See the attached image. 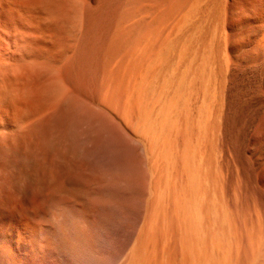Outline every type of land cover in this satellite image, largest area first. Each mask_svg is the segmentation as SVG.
I'll return each mask as SVG.
<instances>
[{
  "label": "rangeland",
  "instance_id": "1",
  "mask_svg": "<svg viewBox=\"0 0 264 264\" xmlns=\"http://www.w3.org/2000/svg\"><path fill=\"white\" fill-rule=\"evenodd\" d=\"M76 1L0 0L10 74H28L14 78L22 85L11 77L25 104L14 103L7 127L0 121L7 144L0 157L11 165L0 181L24 207L17 230L0 232V264H126L149 219L171 242V216L188 179L184 131L207 156L214 202L234 232L264 239V0ZM164 56L171 60L157 70ZM150 78L158 79L154 99L168 94L157 103L161 127L153 131L139 124L135 107L139 81ZM199 120L207 123L201 131ZM135 136L144 137L145 151Z\"/></svg>",
  "mask_w": 264,
  "mask_h": 264
},
{
  "label": "bare ground",
  "instance_id": "2",
  "mask_svg": "<svg viewBox=\"0 0 264 264\" xmlns=\"http://www.w3.org/2000/svg\"><path fill=\"white\" fill-rule=\"evenodd\" d=\"M10 1V0H9ZM22 2L25 1L21 0ZM43 1V0H42ZM76 1V0H75ZM19 2V1H18ZM29 2V1H27ZM77 2V1H76ZM156 2V1H155ZM3 3V2H2ZM8 3V2H7ZM34 3V2H33ZM78 3V2H77ZM17 4V3H16ZM19 4H22L21 2ZM53 4V3H52ZM80 4V3H79ZM9 5V4H8ZM23 5V4H22ZM42 5V4H41ZM54 5V4H53ZM72 5V4H71ZM1 6V5H0ZM20 6V5H19ZM25 6V5H23ZM44 6V5H42ZM46 6V5H45ZM56 6V5H55ZM66 6V5H65ZM70 6V5H69ZM75 6V5H74ZM30 7V6H29ZM41 7V6H40ZM24 8V7H23ZM38 8V7H37ZM80 8V7H79ZM152 8V7H151ZM3 9V8H2ZM20 7L18 8V10ZM22 9V8H21ZM20 9V11H21ZM7 10V9H6ZM42 10V8H41ZM53 10V9H52ZM66 10V8H65ZM71 10V9H70ZM160 10V9H159ZM17 11V10H16ZM30 11V10H29ZM37 11V10H35ZM174 11V10H173ZM14 12V11H13ZM22 12V11H21ZM19 13V15L22 13ZM44 12V11H42ZM48 12V11H45ZM69 12V11H68ZM29 13V12H28ZM82 13V12H81ZM173 13V12H172ZM15 14V13H14ZM51 14V13H50ZM53 14V13H52ZM60 14V13H59ZM37 15V14H36ZM43 15V13H42ZM69 15V14H68ZM82 15V14H81ZM151 15V14H150ZM157 15V13H156ZM46 16V15H45ZM53 16V15H52ZM23 17V16H21ZM40 17V16H39ZM44 17V16H43ZM50 17V16H49ZM28 18V17H27ZM47 18V17H46ZM209 18V17H208ZM24 19V17L22 18ZM41 19V18H40ZM58 19V18H57ZM69 19V18H68ZM78 19V18H77ZM28 21V19H26ZM46 20V19H45ZM71 20H73L71 18ZM76 21V20H74ZM78 21V20H77ZM76 21V22H77ZM22 22V20H21ZM26 22V21H25ZM34 22V21H33ZM50 22V21H49ZM47 21V23H49ZM67 22V21H66ZM36 23V22H35ZM43 23V21L41 22ZM54 23V22H53ZM79 23V22H78ZM51 24V23H50ZM150 24V23H149ZM23 25V24H22ZM28 25V24H27ZM33 25V24H32ZM35 25V24H34ZM42 25V24H41ZM48 25V24H47ZM52 25V24H51ZM69 25V24H68ZM15 26V25H14ZM73 26V25H72ZM37 27V26H36ZM51 27V26H50ZM57 27V26H56ZM59 27V24H58ZM65 27V26H64ZM70 27V26H69ZM181 27V26H180ZM18 29V26L16 27ZM15 28V30H16ZM55 28V27H54ZM60 28V27H59ZM67 28V27H66ZM177 28V27H176ZM35 29V28H34ZM57 29V28H56ZM84 29V28H83ZM264 29V28H263ZM145 30V29H144ZM182 30V29H181ZM20 32V30H18ZM23 31V30H22ZM42 31V30H41ZM48 31V30H47ZM46 31V32H47ZM174 30L173 32H175ZM26 33V31H24ZM28 32V31H27ZM32 32V31H31ZM58 32V31H57ZM180 32V31H179ZM17 34L18 32L15 31L14 34ZM22 32H20L21 34ZM33 33V32H32ZM41 33V32H40ZM54 33V32H53ZM60 33V32H59ZM62 33V32H61ZM43 34V33H42ZM174 34V33H172ZM19 35V34H18ZM25 34H23L24 36ZM28 35V34H27ZM31 35V34H30ZM34 35V33H33ZM45 35V34H44ZM178 35V34H177ZM204 35V34H203ZM21 35V38H23ZM40 36V35H38ZM137 36V35H136ZM175 36V35H173ZM172 36V37H173ZM187 36V35H186ZM17 37V36H16ZM44 37V36H43ZM55 37V36H54ZM252 37V36H251ZM15 38V37H14ZM20 38V39H21ZM26 38V37H25ZM29 38V37H27ZM16 39V38H15ZM31 39V38H30ZM33 39V37H32ZM35 39V38H34ZM48 39V37H47ZM50 39V38H49ZM59 39V38H58ZM62 39V38H61ZM205 39V38H204ZM22 40H25L24 38ZM21 40V41H22ZM189 40V39H188ZM56 41V40H55ZM190 41V40H189ZM260 41V40H259ZM16 42V41H15ZM18 42V41H17ZM16 42V43H17ZM26 44V41H24ZM29 42V41H28ZM58 42V41H57ZM176 42V41H175ZM200 42V41H199ZM204 43L206 41H203ZM19 43V42H18ZM23 43V42H22ZM15 44V43H14ZM24 44V43H23ZM22 44V45H23ZM41 44V43H40ZM53 44V43H52ZM125 44V43H124ZM190 44V43H189ZM20 45V44H16ZM36 45V44H35ZM38 45V44H37ZM15 46V45H14ZM27 46V45H26ZM32 46V44L30 45ZM43 46V45H42ZM40 46V47H42ZM55 46V45H54ZM206 46V45H205ZM264 46V45H263ZM17 47V46H16ZM18 47H22L21 45ZM25 47V46H24ZM37 47V46H36ZM47 47V46H46ZM166 47V46H165ZM52 48V47H51ZM56 48V47H55ZM15 49V48H14ZM18 49V48H17ZM23 49V48H22ZM20 48V51L22 53V50ZM27 49V48H26ZM49 49V48H48ZM57 49V48H56ZM208 49V48H207ZM217 49V48H216ZM43 50V49H42ZM41 50V51H42ZM157 50V49H156ZM189 50V49H188ZM209 50V49H208ZM18 51V50H16ZM40 51V52H41ZM52 51V50H51ZM173 51L172 47L163 49L164 54L171 53ZM187 51V49H186ZM11 52V34L6 26H0V67L4 68V71L0 69V121L2 122L3 127H7V123L10 117V111L15 105L14 103H17V100L19 101V96L21 93L20 90H23V82L19 83L20 80L17 82L15 81L16 78H19L17 75L18 68H13L14 71H16V76L14 74H10V71H12L11 63H8L9 54ZM14 52V51H13ZM29 52V51H27ZM32 52V51H31ZM54 52V51H52ZM176 52V51H175ZM257 52V51H256ZM55 53V52H54ZM42 54V53H41ZM46 54V53H45ZM53 54V53H51ZM173 54V53H172ZM190 54V52H189ZM188 54V55H189ZM193 54V53H192ZM24 55V54H23ZM58 55V54H57ZM156 55V54H155ZM154 55V56H155ZM218 55V54H217ZM36 56V55H35ZM40 56V55H39ZM52 56V55H51ZM176 56V55H174ZM186 56V55H185ZM20 57V56H19ZM34 57V56H33ZM116 57V56H115ZM182 57V56H181ZM36 58V57H35ZM176 58V57H175ZM17 59V58H16ZM23 59V56H22ZM56 59V58H55ZM188 59V58H187ZM200 59V58H199ZM21 60V59H20ZM29 60V59H28ZM171 60L170 56L161 57L158 62H156V69L157 70H164L168 66V61ZM17 61V60H16ZM25 61V60H24ZM23 61V62H24ZM15 62V61H13ZM12 62V64H13ZM20 63L22 61H19ZM17 66L19 65L18 63ZM29 62V61H28ZM147 63V62H146ZM23 64V63H22ZM29 64V63H28ZM148 64V63H147ZM30 65V64H29ZM149 65V64H148ZM27 66V65H25ZM24 66V67H25ZM195 66V65H194ZM22 68H24L21 65ZM147 67V65H146ZM152 67V66H151ZM28 68V67H27ZM26 68V69H27ZM182 68V67H181ZM233 68V67H232ZM9 69V70H8ZM17 69V70H16ZM30 69V68H29ZM182 70V69H181ZM195 70V69H194ZM25 71V69H23ZM21 72V76L23 75ZM140 71V70H139ZM147 71V70H146ZM154 71V70H153ZM19 72V71H18ZM27 74V72H25ZM141 73V72H140ZM153 73V72H152ZM116 74V73H115ZM164 74V73H163ZM193 74V73H192ZM28 75V74H27ZM26 75V76H27ZM138 75V73H137ZM178 75V74H177ZM23 76L22 79H24ZM55 76V75H54ZM53 76V77H54ZM116 76V75H115ZM141 76V75H140ZM154 77H157V74L153 75ZM181 76V74H180ZM13 77V80L12 78ZM16 77V78H15ZM15 78V79H14ZM19 78V79H21ZM116 78V77H115ZM158 78V77H157ZM150 78L149 84L143 80L139 81V91H140V97L142 99V103L139 104V107H136V110L139 113V124L145 125L148 130H158L161 127V124L157 121V114L159 105L157 104L160 100H166L168 98V94L166 92H163L161 94H158L155 96V99L153 98V94L151 92L150 87L157 82L158 79ZM164 76H162V79ZM179 78V77H178ZM176 79V78H175ZM199 79V78H198ZM19 84L16 86L12 83V81ZM196 80V79H195ZM28 81V80H27ZM56 82V80H54ZM116 81V80H115ZM159 82V81H158ZM178 82V81H177ZM197 82V81H195ZM194 82V83H195ZM12 83V84H11ZM134 83V82H133ZM201 83V82H199ZM116 84V83H115ZM12 85V86H11ZM14 85V86H13ZM27 85V84H26ZM186 78L185 76H182L181 79V87L184 89L186 87ZM17 89L20 88L19 92ZM16 87V88H15ZM170 87V86H169ZM196 89V88H195ZM186 90V89H185ZM26 91V90H24ZM160 91V90H159ZM190 91V90H189ZM173 92V91H172ZM199 92V91H198ZM197 92V93H198ZM24 93V92H22ZM21 93V94H22ZM26 93V92H25ZM195 93V94H197ZM203 93V92H202ZM43 95V94H42ZM46 95V94H44ZM137 95V93H136ZM135 95V96H136ZM207 95V94H206ZM47 96V95H46ZM115 96V95H114ZM137 97V96H136ZM185 97V96H184ZM196 97V96H195ZM202 97V96H201ZM23 98V94H22ZM24 98H27L24 96ZM31 98V97H30ZM28 98L27 100L31 99ZM206 98V97H205ZM172 99V98H171ZM196 99V98H195ZM202 99V98H201ZM22 101V99H20ZM25 100V99H24ZM23 100V101H24ZM42 98L40 99V101ZM138 100V99H137ZM136 100V101H137ZM22 106L23 103L21 102ZM132 101V100H131ZM134 101V100H133ZM199 101V100H198ZM18 102V103H19ZM51 102V100H50ZM190 102V101H189ZM205 102V101H204ZM46 103V101H45ZM48 103V102H47ZM37 103H34V105ZM43 104V103H42ZM49 104V103H48ZM51 104V103H50ZM57 104V103H56ZM134 104V103H133ZM197 104V103H196ZM195 104V105H196ZM17 105V104H16ZM16 105L14 107H16ZM19 105V104H18ZM21 105V104H20ZM39 105V104H37ZM54 105V104H53ZM21 106V110H22ZM161 106V105H160ZM197 106V105H196ZM47 106H45L46 108ZM38 108V107H37ZM133 108V107H132ZM175 108V107H174ZM15 109V108H14ZM13 109V111H14ZM17 109V108H16ZM40 109V108H39ZM176 109V108H175ZM45 110V109H44ZM201 110V109H200ZM19 111V110H18ZM29 111V110H28ZM174 111V110H173ZM193 111V110H192ZM20 112V111H19ZM136 112V111H135ZM18 114V112H16ZM23 113V112H22ZM26 113V112H25ZM24 113V115H25ZM30 113V112H29ZM41 113V112H39ZM16 114V115H17ZM21 114V113H19ZM195 114V113H194ZM14 115V114H13ZM37 115V114H36ZM48 116V115H47ZM28 117V116H27ZM136 117V115H135ZM17 118V117H16ZM20 118V117H19ZM183 118V117H182ZM22 119V118H21ZM46 119V118H45ZM137 119V117H136ZM135 119V120H136ZM14 120V119H13ZM29 120V119H28ZM215 120V119H214ZM23 121V120H21ZM36 122V121H35ZM16 123V122H15ZM24 123V122H22ZM19 123V124H22ZM195 123V122H194ZM211 123V122H210ZM18 124V122H17ZM16 124V128L18 126V129L20 125ZM34 124V123H33ZM163 125L166 123H162ZM14 125V124H13ZM23 126V125H22ZM173 124L172 122L166 124L164 128L170 129L172 128ZM184 126V125H183ZM197 129L199 131L202 130V128L207 127V123L204 120H199L197 123ZM36 127V126H35ZM185 127V126H184ZM21 128V127H20ZM39 128V127H38ZM212 128V127H211ZM4 129V128H2ZM17 129V130H18ZM25 129V128H24ZM24 129H19L24 131ZM35 129V128H34ZM196 129V130H197ZM14 130V131H17ZM1 131V130H0ZM5 133L7 131L4 130ZM11 132V131H10ZM28 132V131H27ZM27 132H25L27 134ZM196 132V131H195ZM203 133V132H202ZM21 132V136H22ZM34 134V133H33ZM196 134V133H195ZM0 135H4L3 133ZM19 135V136H20ZM175 135V134H174ZM184 139L187 142V147L184 151L183 157H182V165L183 169L185 171V176L187 175V182L183 188V192L181 194L180 200L178 204L176 205L177 208H175V204L172 206L173 203L172 197H175V193L173 192V196L170 199L171 206L173 209H177L176 214L172 215L171 217V226L174 228V239L171 242H165L162 239L163 232L159 229L155 224L145 222L141 226L139 233L137 237L135 238V241L131 247L130 253L127 255V261L126 264H264V239L255 237L254 235H249L242 232H234L231 220L229 216L226 215L225 210L218 205L216 202H214L213 198V190L211 188L212 183L210 182V173L208 171L209 168H207L208 159L206 154L202 152V149L199 146L192 145L191 142H189V135L184 131L183 133ZM20 136V137H21ZM25 136V135H24ZM182 136V135H181ZM180 136V137H181ZM202 136V135H201ZM6 137V136H5ZM18 137V135L16 136ZM196 137V136H195ZM144 137L135 136L134 140L141 144L142 149L145 151V140ZM183 138V137H182ZM8 139V138H7ZM23 139V138H21ZM1 138V141L2 142ZM5 141H7L5 139ZM10 141V140H9ZM19 141V140H18ZM25 141V139L23 140ZM201 141V140H200ZM11 142V141H10ZM13 142V141H12ZM22 142V141H21ZM181 142L182 139H181ZM208 143V142H207ZM21 144V143H20ZM149 144V143H148ZM183 144V143H182ZM7 144H0V149L5 148ZM12 145V144H11ZM24 145V144H23ZM13 146V145H12ZM184 146V145H183ZM181 146V149L182 147ZM225 146V145H224ZM9 147V145H8ZM19 147V146H18ZM21 154V153H20ZM147 154V152H146ZM208 155V154H207ZM210 159V158H209ZM11 165L6 163L5 160H3L0 157V180H6L7 177L10 176V172L7 169V167H10ZM65 166V165H64ZM16 167V166H14ZM209 167V166H208ZM164 176V175H162ZM106 177V176H105ZM102 178V177H101ZM100 178V179H101ZM186 178V177H184ZM212 178V177H211ZM158 180V179H157ZM215 180V179H214ZM155 182V181H154ZM211 183V185H210ZM15 184V183H14ZM164 185V184H163ZM179 185V184H178ZM215 185V184H214ZM213 185V186H214ZM7 182H1L0 181V196L3 198H0V232L4 236H9V229H15L17 230L19 225L20 216L24 213V207L16 204L14 205L15 200V192L14 191H7ZM10 189V188H9ZM21 190V189H20ZM216 192V191H215ZM172 193V191H171ZM216 194V193H215ZM158 194H156L157 196ZM172 195V194H170ZM219 195V194H218ZM173 197V200L175 199ZM151 198V197H150ZM157 198V197H155ZM154 199V198H153ZM151 198V200L153 201ZM150 200V201H151ZM151 201V204H152ZM221 201V200H220ZM18 203V202H17ZM220 203V202H219ZM148 206H152V205ZM159 205V204H158ZM156 206V213L157 217H162V208L160 206ZM155 206V205H153ZM167 207V206H166ZM154 209L153 207H151ZM149 208V209H151ZM167 209V208H166ZM171 209V208H169ZM167 210V212L169 211ZM172 209V210H173ZM174 209V210H175ZM171 210V211H172ZM174 212V211H172ZM172 212H169L172 214ZM168 214V213H167ZM145 216V215H144ZM156 216V215H155ZM164 216V215H163ZM240 217V216H239ZM242 217V216H241ZM145 218V217H144ZM151 218V216H150ZM163 221V220H161ZM160 225H162L160 223ZM252 227V226H251ZM254 229V227H252ZM159 229V230H158ZM249 230V229H248ZM253 232V231H252ZM250 233V232H249ZM165 235V234H164ZM259 235V234H258ZM261 236V235H260ZM7 238V237H6ZM7 241H11L8 237ZM4 244V243H3Z\"/></svg>",
  "mask_w": 264,
  "mask_h": 264
}]
</instances>
